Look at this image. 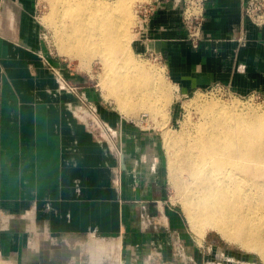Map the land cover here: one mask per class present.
I'll return each mask as SVG.
<instances>
[{
	"label": "crops",
	"instance_id": "obj_1",
	"mask_svg": "<svg viewBox=\"0 0 264 264\" xmlns=\"http://www.w3.org/2000/svg\"><path fill=\"white\" fill-rule=\"evenodd\" d=\"M245 1L208 0L205 38L198 48L186 40L174 1L152 18L147 40L134 39V49L162 52L186 92L217 81L245 92L264 91V28L245 21ZM35 7L36 0H0V215L24 219L8 227L0 220V253L13 254L19 264L37 259L40 249H27L28 231L34 228L56 241L121 234L169 255L167 243L186 236L185 224L168 199L160 160L140 153L148 137L124 126L127 152L118 180V160L96 127L72 94L57 91L42 56L53 66L58 63L42 40ZM243 35L246 40L239 41ZM88 92L105 120L114 126L122 121ZM209 244H217L216 238L207 235L203 244L188 249L198 264L203 263L198 251Z\"/></svg>",
	"mask_w": 264,
	"mask_h": 264
},
{
	"label": "bare ground",
	"instance_id": "obj_2",
	"mask_svg": "<svg viewBox=\"0 0 264 264\" xmlns=\"http://www.w3.org/2000/svg\"><path fill=\"white\" fill-rule=\"evenodd\" d=\"M132 1L61 0L64 12L59 14L57 6L51 11L52 24L60 23L56 36L63 51L83 59L121 60L123 70L112 77V85L124 109L141 103L139 98L151 93L153 79L160 78L148 70L150 65L126 55ZM62 16L66 21L61 24ZM157 95L167 94L158 89ZM200 109L204 120L197 122L195 133L167 137L171 177L186 213L200 232L215 229L264 258V111L217 101Z\"/></svg>",
	"mask_w": 264,
	"mask_h": 264
},
{
	"label": "rangeland",
	"instance_id": "obj_3",
	"mask_svg": "<svg viewBox=\"0 0 264 264\" xmlns=\"http://www.w3.org/2000/svg\"><path fill=\"white\" fill-rule=\"evenodd\" d=\"M56 1L36 0L34 16L41 29V37L48 47L49 54L51 57L56 58L58 63V65L53 66L48 63V58L46 59L42 56L55 75L57 91L67 94L70 88H75L76 92L80 94L86 93L90 98L88 92L90 90L91 93L98 96L108 107L122 116V121L115 126L106 120L120 134L117 137L115 136L110 141L111 143L107 140L104 141L108 143L106 145L109 152L114 154L118 160L117 176L122 175L121 164L127 152L126 137L123 131L124 126L126 124L133 126L137 137L141 134L143 137H148V145H142L140 153L142 155L146 153L149 159L154 161L159 159L164 167L168 186V199L177 207V210L184 219L186 236L184 238L180 236V238L183 247L186 248L185 251L188 257L184 260L182 257L180 258L174 238L169 240V244L167 243L169 255L166 256L164 252L156 248H146L144 245H136L129 242L121 234L103 236L94 233L80 238H60L56 241L44 229L36 230L29 228L30 231L28 233L30 234L31 232V234L29 235V239H27V249H40V256L37 259L32 258L29 261H24L22 264H193L189 258L190 256L198 264L199 262L188 252V249L191 248L193 251V248L198 247L199 244H203L207 235L216 238L217 244H209L203 247L200 252L198 251L203 257L202 264H217V262H221L222 264H264V258L258 252L248 250L238 243L226 240L217 230L205 228L204 230L201 229L202 231L200 232V229L194 228L171 177V170L169 168L171 148H169L167 141V137L170 134L180 132L187 134L195 133L197 122L199 123L204 120V115L201 114L200 108L203 103L208 101H217L218 103L231 105L238 104L242 109L251 108L264 111V91L255 88L245 92L224 81L197 86L189 92L184 91L183 87L179 85L177 78L173 76L172 69L166 63L165 58L163 63H159L150 56L139 55V52L135 51L136 5L139 1H142L135 0L129 4L132 5L131 25L129 24L128 27V33H131H129L131 40L126 55L131 56L135 60L137 59L139 62H145L147 68L151 66L152 70L150 68L148 70L152 71L156 76H160L161 79L159 77H157V80L153 79L151 87L150 85L148 86L152 91L144 100L139 98V102L141 103L136 104L135 102L128 109H124L114 97L112 85V77L123 70L121 60H118V63L113 61L106 62L99 55L83 59L79 55L63 51L60 47V40L56 36V30L60 26V23L56 26L51 22L52 8L56 10L59 7V14L64 12L62 10L63 6H61L64 2L58 0L60 3L57 2L56 4ZM113 1L107 0V2ZM54 2L55 4H53ZM58 19L60 20L59 22L62 19L66 21V18L63 16ZM185 38L187 40L186 34ZM117 54L122 55L121 53ZM144 87L146 88V86ZM158 89L164 90L167 94L166 97L165 95L162 97L157 95ZM74 97L76 98V96ZM130 98L134 99L133 96ZM90 99L98 105L95 100ZM76 101L78 102L77 99ZM83 120H86V117ZM100 139L102 140L101 137ZM16 216L19 217V220H22V216ZM220 246L223 247L221 251L219 249ZM7 256L10 257V262L6 258ZM227 257L231 258V260H228ZM8 263L19 264L14 259L13 254L0 253V264Z\"/></svg>",
	"mask_w": 264,
	"mask_h": 264
},
{
	"label": "built area",
	"instance_id": "obj_4",
	"mask_svg": "<svg viewBox=\"0 0 264 264\" xmlns=\"http://www.w3.org/2000/svg\"><path fill=\"white\" fill-rule=\"evenodd\" d=\"M180 9L181 13V26L185 31L187 40L194 48H198L205 38L204 24L206 21V5L208 0H142L136 5V25L135 34L136 37L147 40V32L149 30V24L152 18L161 11L167 10L173 3ZM243 14L245 21L252 24L257 29L264 28V0H246L243 4ZM247 31V30H246ZM45 37V36H44ZM245 35L239 37V41H245ZM245 39V40H244ZM139 55H148L159 63L164 62V56L162 52L157 51L149 46H146L144 50L139 51ZM68 93L76 96L79 103V108L84 115L89 118L88 120L96 127L100 137L103 141H112L113 138L118 136L120 132L116 130L110 123H108L99 113V107L96 105L86 93H78L75 88L69 89ZM107 143V142H105ZM111 143V142H110ZM108 144V143H107ZM120 180V175H118ZM149 219V216L147 215ZM19 220L14 214H1L0 220L4 226L8 227L12 222ZM22 220L23 217L21 218ZM27 221V219H25ZM174 243L178 249L180 258L183 260L188 257L186 254V248L181 243L180 236L174 238ZM221 251V250H220ZM223 255V253H222ZM193 264H197L193 257H189ZM231 260V258H228ZM217 264H222L217 262Z\"/></svg>",
	"mask_w": 264,
	"mask_h": 264
}]
</instances>
